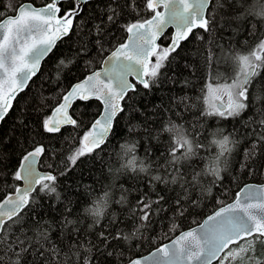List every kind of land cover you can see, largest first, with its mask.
Returning <instances> with one entry per match:
<instances>
[{"label":"snow or ice","instance_id":"snow-or-ice-1","mask_svg":"<svg viewBox=\"0 0 264 264\" xmlns=\"http://www.w3.org/2000/svg\"><path fill=\"white\" fill-rule=\"evenodd\" d=\"M92 2L45 0L38 5L37 0H22L15 7L9 3L0 12V122L19 106L21 94L41 71V61L58 42L74 34L80 40L75 57L67 62L59 60L57 79L61 70L70 72L69 65L76 63V57L88 56L92 48L102 66L87 71L83 79L67 87L58 85L55 106L42 94L33 96L26 105L35 113L31 124V113L21 109L12 130L21 137L14 170H10V159L0 155V181L6 176L11 178V183H0V264H98L101 258L113 256L118 264H264V184H244L231 202L217 201L211 214L202 221H192L195 227L181 230L186 214L198 215L195 210L202 198L212 195L213 185L222 184L221 172L246 138L250 147L243 150L239 170L248 175L264 174V92L254 93L256 79L264 73V35L258 36L245 53L232 52L229 59L236 69L233 78L213 81L203 90L201 117L242 121L250 112L248 123L241 125L243 132L235 127L212 132L210 144L218 151L206 167L197 171L194 159H204L200 152L208 145L198 138L206 129L193 125L188 132L169 119L161 126L160 134H169L170 140L158 156L151 143L140 159L135 155L139 141L121 145L128 160L118 171L130 169L146 174L147 190L137 189L140 196L134 203L128 200L129 189L123 185L119 199L114 201L105 188L102 196L84 208L85 219L92 220L84 225L78 215L70 218L76 215L74 201L60 191V180L75 169L81 158L94 157L104 150L123 114L129 113L127 132L135 133L131 112L139 111L134 107L136 96L141 89L151 93L162 85V77H166L163 69L174 62L184 42L192 35L204 41L206 36L197 34L203 33L223 49L219 44L223 33L233 23L238 31L245 16L264 21V5L259 10L253 7L244 11L237 7L236 0H103L99 15L83 18ZM66 3L68 7H64ZM170 26L174 32L168 36ZM112 28L126 34V39L113 45ZM248 34L256 35L255 31ZM161 39L168 41L167 46L158 42ZM91 64L89 59L85 67ZM187 99L172 98L167 111L176 115L175 108L182 103L187 109ZM93 101L98 102V108L89 112ZM78 104L82 111L76 107ZM66 128L77 132L74 140L78 146L70 148V154L57 164L63 154L52 153L45 140L62 135ZM158 138L148 131L149 140ZM49 159L53 162L46 163ZM160 184L164 185L162 190ZM173 185L178 186V192ZM168 192L176 194L170 197ZM193 192L196 197L191 195ZM48 199L53 202L47 203ZM110 203L121 206L120 216L108 211ZM56 204L64 205L58 213ZM169 212L171 219L180 222L172 223L164 236L167 239L178 234L148 255L133 252L132 247L143 243L144 233L159 223L155 217ZM102 220L106 223L101 224ZM118 224L131 225V230Z\"/></svg>","mask_w":264,"mask_h":264},{"label":"trees","instance_id":"trees-1","mask_svg":"<svg viewBox=\"0 0 264 264\" xmlns=\"http://www.w3.org/2000/svg\"><path fill=\"white\" fill-rule=\"evenodd\" d=\"M21 2L22 0H0V12L5 11L6 5L9 3L15 7ZM44 2L45 0H37L38 5ZM236 2L237 7L242 8L244 11L253 7L259 10L260 6L264 5V0H236ZM97 4L100 7L94 8V5ZM68 6L67 3L64 5V7ZM102 10L103 0H93L92 5L85 8L83 18H87L89 15H99V12ZM9 13H12L11 10L7 11V14ZM252 24H255V29L252 28ZM112 31L115 33V36L112 38L113 45L124 41L126 34L117 32L115 28H112ZM249 31H255L256 35H249ZM166 33L170 36L171 30L168 29ZM197 34L205 35V40L200 41L196 38V35H192L188 41L182 44L181 49L178 50L179 55L175 57L174 62L163 69L166 77H162L164 81L162 85L159 88H154L151 93L141 89V94L136 96L134 107L138 108L139 111L131 112L130 110L131 125L135 128V133L129 134L127 132L126 125L129 123V113L123 114L116 123L114 136L110 137L104 150L94 157L81 158L75 169L60 180V191L65 198L71 197L74 201L73 210L76 215L70 218L76 219L78 215L84 225L92 223L90 217L85 219L86 213L84 212V208L90 206L94 199L102 196L105 188L110 190L113 201L119 199L121 185L129 189L127 195L131 203L139 199L140 191L137 189L147 190L146 174L134 173L130 169L118 171V169H121V165L126 164L128 160V157L123 156L121 145L126 141H139L135 155L140 159L145 156L144 149L151 143L154 146L153 150L155 154L158 156L170 140L169 134H160L161 126L167 123L169 119L174 120L178 125H182L188 132L192 131L193 125L206 129L203 135L198 138L208 145V147L200 152V156L204 157L203 160L194 158L196 160L195 166L197 171L206 167L218 151L215 145L210 144V141L214 139L212 136L213 131L217 128H223L227 132L233 127L240 132L244 131L241 125L242 123H248L247 116L250 115V112L245 114L242 121H223L212 117L204 118L199 116V112L203 107L202 97L205 86L213 81L223 82L224 80L233 78L236 69L234 62L229 57L233 51L245 53L258 36L264 35V21H260L259 17L245 16L238 31L236 23H233L232 28L223 33L224 39L219 41V44L224 46L223 49L213 44L206 34ZM87 39L88 37L85 36L84 40ZM229 42H231L230 46ZM159 43L167 46L168 41L161 39ZM79 44L80 40L76 34L70 39L58 42L53 52L41 62V71L30 82V88L21 94L19 106L6 117L5 121L0 122V155L10 159V170H14L20 156V145L17 141L21 140V137L18 132L14 134L12 130L15 127L17 118L21 115V109L31 113L28 117L31 124L35 119V113L31 109H28L26 105L27 103H31L33 96L42 94L48 97L51 106H55L59 92L58 85L60 87H67L77 79L83 78L87 71L94 70L101 65V58L95 55V49L92 48L88 56L76 57V63L69 65L71 68L70 72L68 69L61 70L60 78L57 79L59 60L64 59L67 62V60L75 57ZM89 59H91L92 64L90 68H86L85 62ZM168 78L173 79L170 81ZM262 92H264V73L256 79L254 86V93L256 95H260ZM184 96L188 98L186 103L190 107L186 109L183 103L180 104L179 108H175L176 115L167 111L168 102L172 98ZM76 107L81 111L83 110L79 104ZM97 108L98 102L93 101L89 105L88 111L95 112ZM90 118L86 117V119ZM148 131H151L152 137L159 138L149 140ZM76 135L77 132L71 128H66L63 130L62 135L58 134L45 140L52 153L63 154L60 156V159L56 160L57 164H60V160H63L70 154V148L78 146L74 140ZM237 138L239 139V137ZM157 145L158 147H156ZM246 147H250L248 138L242 141L234 154L229 157L227 169L221 172V175L224 177L222 184L213 185L212 195L202 198L201 206L195 210V213H198V215L186 214L181 224V230L195 225L192 223L194 219L200 221L205 215L213 211L217 206V201L222 200L226 203L233 199L236 191L243 184L247 182H264V174L256 173L248 175L246 172L239 170L238 161L243 159V150ZM52 162L51 159L46 161V163ZM221 166L223 167V165ZM153 174H156L155 171ZM0 183H11V178L6 176ZM205 184L207 185V180ZM69 185L70 187H66ZM172 187L176 188L177 192L179 191L178 186L173 185ZM158 188L162 190L164 185L160 184ZM225 189H227V195H224ZM175 194L174 192L167 193L170 197ZM191 195L196 197L197 193L193 192ZM44 202L42 201V203ZM46 202L52 203L53 201L48 199ZM63 207V204H56L57 213ZM108 211L115 212L117 216H120L122 209L120 205L110 203ZM41 215H43V210H41ZM171 216L172 213L169 212L155 217L159 223L153 225L151 230L144 233L145 239L143 243L139 247H132V251L142 255L175 235L176 233H173L167 239L164 236V233L168 231L172 223L180 222L171 219ZM104 223L106 221L102 220L101 224ZM118 226L126 231L131 230V225L118 224ZM148 237H151L150 241L147 239ZM53 239H55V232L53 233ZM135 243H138V241H133V244ZM129 246L125 245V247ZM125 255H128V253H125ZM98 264H118V258L116 256L108 257L107 260L101 258Z\"/></svg>","mask_w":264,"mask_h":264},{"label":"water","instance_id":"water-1","mask_svg":"<svg viewBox=\"0 0 264 264\" xmlns=\"http://www.w3.org/2000/svg\"><path fill=\"white\" fill-rule=\"evenodd\" d=\"M40 5H42V4H40ZM11 14H12V13H9L8 15H11ZM168 29L171 30V34L174 32V29H173L171 26H170ZM168 29H167V30H168ZM167 30H166V31H167ZM171 34H170V35H171ZM125 39H126V37H125ZM125 39H124V40H125ZM122 42H123V41H122ZM158 42H159V41H158ZM42 61H43V60H42ZM42 61H41V62H42ZM101 67H102V66L100 65L98 68H96V69H94V70H100ZM81 79H83V78H81ZM129 79H133V78L130 77ZM75 82H76V81H75ZM75 82H73V83H75ZM245 184H264V182H247V183H245ZM243 186H244V184H243L241 187H243ZM241 187H240V188H241ZM238 190H239V189H238ZM238 190H237V191H238ZM237 191H236V192H237ZM234 197H235V196H234ZM234 197H233V199H234ZM233 199L229 200L228 202H231ZM228 202H226V203H228ZM211 212H212V211H211ZM211 212L208 213L207 215L211 214ZM207 215H205L200 221H202ZM195 226H196V225H193V226H191V227H195ZM185 229H186V228H185ZM182 230H184V229H182ZM176 234H178V233H176ZM176 234H175V235H176ZM175 235H173L170 239L174 238ZM170 239H168L167 241H164L163 243H168V242L170 241ZM160 244H161V243H160ZM160 244H159V245H160ZM159 245H157V246H159ZM157 246H156V247H157ZM154 249H155V247L152 248L150 251H153ZM150 251H148L147 253H144V254H142V255H148Z\"/></svg>","mask_w":264,"mask_h":264},{"label":"rangeland","instance_id":"rangeland-1","mask_svg":"<svg viewBox=\"0 0 264 264\" xmlns=\"http://www.w3.org/2000/svg\"><path fill=\"white\" fill-rule=\"evenodd\" d=\"M235 74V73H234ZM233 77H234V75H233Z\"/></svg>","mask_w":264,"mask_h":264}]
</instances>
